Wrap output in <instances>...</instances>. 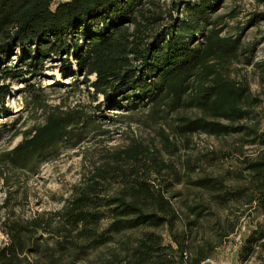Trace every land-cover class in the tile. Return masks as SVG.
Listing matches in <instances>:
<instances>
[{
  "label": "trees",
  "instance_id": "obj_1",
  "mask_svg": "<svg viewBox=\"0 0 264 264\" xmlns=\"http://www.w3.org/2000/svg\"><path fill=\"white\" fill-rule=\"evenodd\" d=\"M223 1L65 0L53 8V0H0V83L28 82L27 76L38 77L48 61L60 58L62 70L81 72L92 94L102 95L98 108L116 111V123L132 122L141 111V120L155 126L161 144L152 143L150 149L133 139L92 162L60 209L5 221L8 241L0 246V264H78L102 247L109 248L102 264H201L208 257L202 249L187 260L186 228L204 215V207H191L194 217L178 229L181 216L169 194L170 178L177 172L161 151L178 146L170 136L187 142L199 132L241 134L245 142L257 144L238 172L245 185L225 191L222 181L209 176L194 184L222 206L242 199L264 214V133L256 111L263 99L246 80L230 75L231 65L243 57L245 64L253 63L264 95V58L253 62L251 57L258 41L245 43L242 37L264 20V12L255 11L235 34H228L226 15L218 12ZM254 1L264 5V0ZM39 88L28 83L22 91L32 111L45 113L44 122L0 153V174L6 167L35 171L64 139L77 142L104 132V123L80 109L49 106ZM10 92L9 84H0V115L7 111ZM163 169L170 178L157 184L152 176ZM161 227L172 242L157 232ZM263 237L253 229L243 250L253 251ZM115 241L118 248L111 246Z\"/></svg>",
  "mask_w": 264,
  "mask_h": 264
},
{
  "label": "rangeland",
  "instance_id": "obj_2",
  "mask_svg": "<svg viewBox=\"0 0 264 264\" xmlns=\"http://www.w3.org/2000/svg\"><path fill=\"white\" fill-rule=\"evenodd\" d=\"M60 1L65 0H53L52 7ZM255 11L264 12V5H258L254 0H224L218 12L226 15L228 26L225 33L235 34ZM242 37L245 43L258 41L255 53L251 56L252 61L263 59L264 20L245 30ZM59 59L48 61L47 68L38 77L27 76L28 82L1 81L0 84H9L11 92L5 101L7 111L0 115V130H5L0 137V153L19 143L23 132L32 125L44 122L45 113L41 110L32 111L24 99L26 91L22 89L28 83L33 84L35 89L40 87L39 92L49 106L59 105L65 110L80 109L94 116L95 120L104 123L101 127L104 132L89 134L87 138L77 142L73 138L64 139L53 154L40 161L35 171H18L9 167L3 169L4 173L0 174V246L8 241L4 230L5 221L60 209L83 175L88 172L92 162L112 153L113 149L124 147L133 139L150 144V149H154L152 143L161 147L157 129L141 120V111L132 115V122L116 123L117 117L113 115L116 111L104 105L98 108L103 100L102 95L92 94L93 89L83 82L81 72L72 74L62 70ZM243 61L242 57L239 62L231 65L230 75L237 80H246L254 93H261L263 101L256 111L260 131L264 133L263 86L259 83L253 63L245 64ZM72 62L76 71L75 61ZM94 78V75L89 76L90 80ZM74 79L78 82L77 88ZM102 114L104 116H100ZM15 132L17 134L12 135ZM170 138L178 146H174L170 152L161 151L165 161H173L177 174L170 178L167 170L163 169L160 174L152 177H155L157 184L165 185L166 178H170L173 183L169 194L173 195L172 200L181 216L178 229H184V222L194 217L191 207H204V215L186 228L188 262L202 249L208 257L201 264L206 260L211 261V264H264V237L258 240L253 251L247 254L243 250V245L253 229L264 234V214L256 204L245 203L242 199H231L222 206L206 188L194 184L195 179L209 176L222 181L223 187L222 182L218 187L225 191H232L239 184L245 185L246 182L238 178V172L244 167L242 160L253 157L258 145L245 142L247 137L241 134L216 137L199 132L190 135L187 142H180V139L173 136ZM189 176L191 182L187 180ZM232 226L233 232L224 236ZM157 232L163 236L165 242H172L165 227L157 229ZM111 246L118 248V243L115 241ZM108 250L109 248L102 247L91 251L78 264H102L101 259Z\"/></svg>",
  "mask_w": 264,
  "mask_h": 264
},
{
  "label": "water",
  "instance_id": "obj_3",
  "mask_svg": "<svg viewBox=\"0 0 264 264\" xmlns=\"http://www.w3.org/2000/svg\"><path fill=\"white\" fill-rule=\"evenodd\" d=\"M202 264H211V261L206 260L205 262H203Z\"/></svg>",
  "mask_w": 264,
  "mask_h": 264
}]
</instances>
